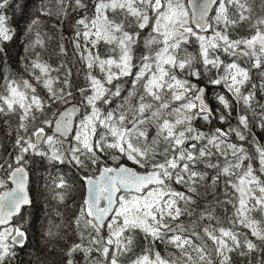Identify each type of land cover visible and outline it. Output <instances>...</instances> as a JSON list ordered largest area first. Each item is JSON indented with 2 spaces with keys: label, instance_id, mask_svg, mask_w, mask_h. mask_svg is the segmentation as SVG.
I'll return each instance as SVG.
<instances>
[{
  "label": "snow or ice",
  "instance_id": "1",
  "mask_svg": "<svg viewBox=\"0 0 264 264\" xmlns=\"http://www.w3.org/2000/svg\"><path fill=\"white\" fill-rule=\"evenodd\" d=\"M14 3L0 0V117L17 118L0 264L41 217L30 264H264V0H42L31 16L23 0V29ZM17 37L23 72H4ZM37 159L51 169L38 196Z\"/></svg>",
  "mask_w": 264,
  "mask_h": 264
},
{
  "label": "trees",
  "instance_id": "2",
  "mask_svg": "<svg viewBox=\"0 0 264 264\" xmlns=\"http://www.w3.org/2000/svg\"><path fill=\"white\" fill-rule=\"evenodd\" d=\"M41 3H42V0H32V8H31V10L27 11L28 16L37 14L36 9L40 6ZM7 14L9 15V17H13L14 13H11V9H8ZM50 22L52 24V21H49V23ZM12 23L18 24L19 28L23 29V27L26 23V19L21 20L19 18V16L15 15V18L12 20ZM48 24L43 28V30L47 31L49 33V35H52L55 37V39L50 44L49 52L51 53L53 51V49L57 48L56 41L59 39V32L56 29L52 28L51 25L48 28L47 27ZM67 34L68 33H65V35H67ZM246 34H247L246 29L238 30L236 33L237 36H243ZM68 48H69V55L67 57H58L54 54L52 55L51 62L53 63L54 66L56 64L60 63L61 60L71 61L74 59L71 55V45H69ZM7 50L9 51L10 55H9V59H8L7 64H5L3 66V71L4 72L17 73V74L22 73L23 72V64L19 58L21 56L26 55V54L23 51L22 46L20 45L19 37H17V39L15 41H13L7 45ZM188 51L193 52V53H195L197 51V45L194 41L189 46ZM102 52H103V49H102ZM137 54H139V52ZM15 55H16V57H15ZM225 59L230 60L231 57H227ZM20 67H22V69H18ZM79 67H80V65L77 64L76 68H79ZM253 75H254V77H258L259 73L254 72ZM82 76H83V74L81 73V79H82ZM74 82H76L75 76H74ZM254 82L259 83V80L255 79ZM221 92H225V94H227L226 90H224L222 87L212 86V90L209 93V96L214 97L215 95H217ZM227 95H229V97H230V94H227ZM213 107H215V101L214 100H213ZM239 107L242 108L243 106L240 105ZM235 115H236V113L233 112V117H235ZM5 119H7L13 127H15V124L17 122V118L14 116H12V117H0V145H2V146H0V157H3V158H7L8 152L11 150L12 139L14 138V137H8L5 135V132L7 131V126L4 123ZM231 123L233 125H235L236 120L232 119ZM213 125L219 126V127H227V125L218 124L217 121H215V120L213 121ZM199 126H205L204 122L200 121ZM254 131L260 137L261 142L264 143V134H261V130L259 128H254ZM30 167H32V169H33V172L31 175L32 192H33V195L38 196V193H39V191L42 190L43 183H44V180L42 179V177H47L48 172L51 171V169L49 168V169L45 170V168L42 166L41 162L38 159L34 164L30 165ZM59 171L66 173L69 177H72L74 175L71 165L66 164V165L61 166ZM53 175H55V173H53ZM83 195H84V192L78 185L77 190L72 194L71 198L67 201V203L72 204L73 201L78 202L82 199ZM41 222H43L46 225V221H44L43 217H41V220L37 222L36 229H33V228H31V226H29L30 245L28 248L25 249V253L20 256L19 264H30L31 257L29 256V253H35L37 255H42V252L40 251L42 248V245L40 243V237H39V234L37 232V229H39ZM159 247H160V250L162 252V255H164L165 254L164 247L162 245ZM53 259H58V257H49V260H53ZM127 260H128V258H122V264H127ZM13 264H15L14 261H13Z\"/></svg>",
  "mask_w": 264,
  "mask_h": 264
},
{
  "label": "rangeland",
  "instance_id": "3",
  "mask_svg": "<svg viewBox=\"0 0 264 264\" xmlns=\"http://www.w3.org/2000/svg\"><path fill=\"white\" fill-rule=\"evenodd\" d=\"M22 2H23V0H15V3H14V5H13V7L11 8V13H15L16 16H19V9L15 7V4L22 3ZM31 8H32V0H31V3L29 4V7L27 8V11H28V10H31ZM50 25H51V22L48 24L47 27L49 28ZM65 33H67V32H65ZM15 57H16V55H15ZM15 59H16V58H15ZM18 69H22V67H20V68H18ZM77 79H81V76H80L79 78L75 77V81H76Z\"/></svg>",
  "mask_w": 264,
  "mask_h": 264
},
{
  "label": "flooded vegetation",
  "instance_id": "4",
  "mask_svg": "<svg viewBox=\"0 0 264 264\" xmlns=\"http://www.w3.org/2000/svg\"><path fill=\"white\" fill-rule=\"evenodd\" d=\"M24 253H25V249L19 252V255H18L17 260L14 261L15 264H19V258H20V256L23 255Z\"/></svg>",
  "mask_w": 264,
  "mask_h": 264
}]
</instances>
